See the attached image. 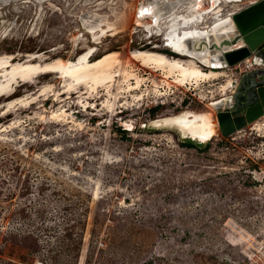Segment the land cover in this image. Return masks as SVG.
I'll return each mask as SVG.
<instances>
[{"label": "rangeland", "instance_id": "rangeland-1", "mask_svg": "<svg viewBox=\"0 0 264 264\" xmlns=\"http://www.w3.org/2000/svg\"><path fill=\"white\" fill-rule=\"evenodd\" d=\"M96 1L0 0V54L76 59L86 44L100 50L93 58L118 51L124 61L153 44L172 52L134 24L142 0H102L97 10ZM122 13L125 29L98 44L85 30ZM130 62L145 77L133 91L141 99L120 93V78L111 96L81 86L57 94L53 74L0 98V264H249L264 246V115L208 140L155 126L186 109L215 114L209 103L226 78L168 87L159 71ZM238 64L224 68L235 81L229 97L243 76ZM26 95L35 101L1 115L6 101ZM186 138L201 146L180 143Z\"/></svg>", "mask_w": 264, "mask_h": 264}, {"label": "bare ground", "instance_id": "bare-ground-1", "mask_svg": "<svg viewBox=\"0 0 264 264\" xmlns=\"http://www.w3.org/2000/svg\"><path fill=\"white\" fill-rule=\"evenodd\" d=\"M245 2L247 0H142L138 3L134 12V24L143 26L149 36H160L165 47H169L177 55H168L159 50L162 48L159 44H153V49L141 48L131 51L126 61L121 58L118 51H104L93 58L96 52L100 51L95 44H86L76 55V59L59 56L42 61L44 53L40 52L27 53L24 58L17 59L15 54L2 53L0 54V98L10 97L14 93L15 85L33 82L43 74H53L61 85L57 94L68 93L81 86L91 91L103 87L111 96V88L120 78L124 84L120 93L128 91L135 99H141L142 92L133 91L140 89L145 77L134 70L133 63L130 62L133 60L144 68L159 71L168 87L170 82L178 86L189 84L196 86L201 81L225 77L220 88L221 97L209 103L218 112V107L225 108L231 102L232 98L228 96L227 90L229 87L234 88L235 81L233 82L226 75L224 68L228 66L224 65L220 50H211L210 46L213 42L219 44L223 38H231L234 34L232 14L241 10ZM101 3L102 0L95 2L96 10L100 8ZM123 15L124 13L120 14L114 21L98 19L93 24L88 23L85 30L98 44L107 31H111L114 35L125 29ZM202 40H207L208 45L202 44V47H199ZM190 41L198 43L195 42L194 46ZM253 59L255 61L253 64L259 66L261 58L253 56ZM159 86V83H154V87ZM45 89L43 86L41 93H44ZM34 101V98L29 100L27 95L9 99L1 115L8 113L11 107L18 103L27 106ZM217 112L214 114L211 110L186 109L175 114L160 116L153 120V123L155 126L174 128L194 139L208 140L216 135L219 129ZM49 118L58 119L59 113L53 111ZM5 126V128L0 126V132L7 129V125Z\"/></svg>", "mask_w": 264, "mask_h": 264}, {"label": "water", "instance_id": "water-1", "mask_svg": "<svg viewBox=\"0 0 264 264\" xmlns=\"http://www.w3.org/2000/svg\"><path fill=\"white\" fill-rule=\"evenodd\" d=\"M232 20L234 34L231 38H223L219 44L213 42L210 46L211 50H220V57L228 67L251 57L264 44V0H255L237 10L232 14ZM202 44L208 45L207 40H202L199 47ZM260 75L262 79L251 86L254 102L245 105L241 113L232 114L231 102L225 108L218 107L220 130L217 133L228 135L264 115V74Z\"/></svg>", "mask_w": 264, "mask_h": 264}, {"label": "flooded vegetation", "instance_id": "flooded-vegetation-1", "mask_svg": "<svg viewBox=\"0 0 264 264\" xmlns=\"http://www.w3.org/2000/svg\"><path fill=\"white\" fill-rule=\"evenodd\" d=\"M253 56H257L259 59L261 58L260 59L261 66L256 67V68L254 66L252 69L245 71L243 73L242 78L239 79L240 82L238 83L236 90L231 96L233 115H237L241 113L245 105H249L254 102V94L251 91V86L254 84V82H259L262 79L260 73L264 74V44L259 48V50L256 53L252 55V58ZM254 64H255V61H254ZM186 139L192 140L194 142V140L191 138H186ZM200 143L202 142L198 141V144Z\"/></svg>", "mask_w": 264, "mask_h": 264}, {"label": "built area", "instance_id": "built-area-1", "mask_svg": "<svg viewBox=\"0 0 264 264\" xmlns=\"http://www.w3.org/2000/svg\"><path fill=\"white\" fill-rule=\"evenodd\" d=\"M253 1L255 0H247L245 6H247ZM252 59L253 58L251 56V57L244 59L241 63H239L243 65V67L239 68V74H242L245 71H248L254 67V64H253L254 60ZM248 260L250 262L249 264H264V246L260 245V247L255 252H251L248 255ZM33 264H43V261L36 259L34 260Z\"/></svg>", "mask_w": 264, "mask_h": 264}, {"label": "trees", "instance_id": "trees-1", "mask_svg": "<svg viewBox=\"0 0 264 264\" xmlns=\"http://www.w3.org/2000/svg\"><path fill=\"white\" fill-rule=\"evenodd\" d=\"M165 53H170V54H173L172 52H170L169 50L168 51H165ZM157 108H153L152 109V111L154 112L155 110H156ZM121 131H123L124 132V130H121ZM180 143H182L183 145H185V146H187V147H191V148H199L200 146H201V144H198V143H195V142H193L192 140H189V139H183V140H181L180 141ZM70 229H71V226H66V227H64V236H63V238H71V232H70ZM30 236H23V239H28ZM62 240H64V239H62ZM79 242H76L75 244L73 243V247L74 248H79Z\"/></svg>", "mask_w": 264, "mask_h": 264}]
</instances>
